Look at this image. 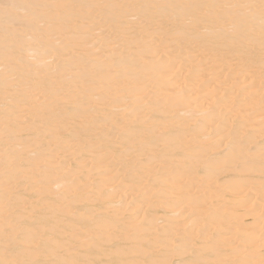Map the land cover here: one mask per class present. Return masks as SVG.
Segmentation results:
<instances>
[{
  "label": "bare ground",
  "instance_id": "obj_1",
  "mask_svg": "<svg viewBox=\"0 0 264 264\" xmlns=\"http://www.w3.org/2000/svg\"><path fill=\"white\" fill-rule=\"evenodd\" d=\"M0 264H264V0H0Z\"/></svg>",
  "mask_w": 264,
  "mask_h": 264
}]
</instances>
